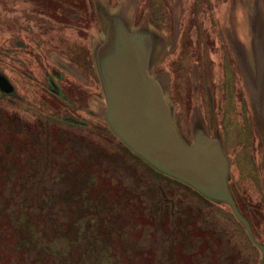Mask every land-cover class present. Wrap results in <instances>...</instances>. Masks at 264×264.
Instances as JSON below:
<instances>
[{
  "label": "rangeland",
  "instance_id": "obj_1",
  "mask_svg": "<svg viewBox=\"0 0 264 264\" xmlns=\"http://www.w3.org/2000/svg\"><path fill=\"white\" fill-rule=\"evenodd\" d=\"M117 22L149 40L183 143L220 146L244 222L111 130L93 54ZM251 50H264V0H0L15 91L0 92V264H264V57ZM71 168L110 199L99 217L120 232L105 258L85 249Z\"/></svg>",
  "mask_w": 264,
  "mask_h": 264
},
{
  "label": "water",
  "instance_id": "obj_2",
  "mask_svg": "<svg viewBox=\"0 0 264 264\" xmlns=\"http://www.w3.org/2000/svg\"><path fill=\"white\" fill-rule=\"evenodd\" d=\"M150 48L147 37L128 33L117 22L96 51L111 130L156 169L229 203L243 221L227 191L228 166L220 146L203 138L186 145L178 134L162 87L149 70ZM0 92L14 93L1 74Z\"/></svg>",
  "mask_w": 264,
  "mask_h": 264
},
{
  "label": "trees",
  "instance_id": "obj_3",
  "mask_svg": "<svg viewBox=\"0 0 264 264\" xmlns=\"http://www.w3.org/2000/svg\"><path fill=\"white\" fill-rule=\"evenodd\" d=\"M67 172L73 174L78 181L79 194L75 196V199H78L81 203V219L88 220L93 227L92 229L83 230V233L87 235L83 240L86 242L85 249L89 250L93 256L97 255L100 256L99 258H105L106 248L111 247L110 244L107 245L108 241L114 237H118L120 232L116 222H111L108 225L106 221L101 220L99 217L107 209L110 199L107 193L93 199V184L96 177L95 172L91 171V169L75 170V168H71Z\"/></svg>",
  "mask_w": 264,
  "mask_h": 264
},
{
  "label": "flooded vegetation",
  "instance_id": "obj_4",
  "mask_svg": "<svg viewBox=\"0 0 264 264\" xmlns=\"http://www.w3.org/2000/svg\"><path fill=\"white\" fill-rule=\"evenodd\" d=\"M92 45H93V40H92ZM89 50H94V49H93L92 47H90ZM90 52H91V51H90ZM59 67H60V68L62 67L61 69H64V70H66V68H67L66 66H63V65H61V66L59 65ZM91 67H92V69H93V67H94L92 63H91ZM63 77H64V76H62V74H59V79H60V80H62ZM68 80H69V81H74V82L76 81V79H71V78H68ZM49 84H50V82H49ZM86 89H87V88H86ZM91 89H93V88H91ZM50 90H51V89H50ZM57 92H59V95H61V97L63 96L62 93H61V90H60V89H59V91L57 90ZM92 92H93V93H97V90L94 89V91H92ZM14 95H15V91H14L13 95H11V96H14Z\"/></svg>",
  "mask_w": 264,
  "mask_h": 264
},
{
  "label": "crops",
  "instance_id": "obj_5",
  "mask_svg": "<svg viewBox=\"0 0 264 264\" xmlns=\"http://www.w3.org/2000/svg\"><path fill=\"white\" fill-rule=\"evenodd\" d=\"M105 38V37H104ZM96 51L97 50H94V58L96 59ZM252 51V56H254V55H256L257 57H258V55H259V52L262 54V57H264V50H256L255 51V54L253 53V50H251ZM151 57H152V53H150V56H149V70L151 71V68H152V64L153 63H151ZM254 58V57H253ZM161 60V59H160Z\"/></svg>",
  "mask_w": 264,
  "mask_h": 264
}]
</instances>
